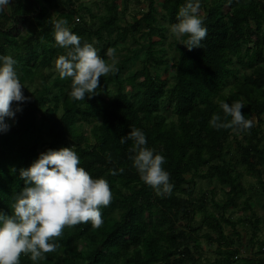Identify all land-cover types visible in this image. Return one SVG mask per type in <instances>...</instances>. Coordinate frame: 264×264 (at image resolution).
<instances>
[{
	"label": "trees",
	"instance_id": "trees-1",
	"mask_svg": "<svg viewBox=\"0 0 264 264\" xmlns=\"http://www.w3.org/2000/svg\"><path fill=\"white\" fill-rule=\"evenodd\" d=\"M10 1L9 8L0 12V56L8 55L17 61L15 69L24 87L23 94L29 100L19 104L22 111L15 113L9 130L0 133V212L12 213L15 198L25 187L19 170L27 168L47 149L71 147L80 157V166L93 178H105L113 194L110 205L101 208L100 228H93L91 223L66 227L63 235L54 241L57 244L54 252L36 262L22 255L20 264H183L187 261L195 264L188 244L193 238L189 229L194 209L190 204L194 178L193 175L186 178L185 173L217 177L227 183L229 188L226 200L220 204L222 209L233 203L243 190L231 164L223 160V150L233 130H217L209 125L213 114L224 119L219 101L231 104L242 100L245 118L257 117L253 128L238 132L246 136L239 162L248 173L258 171L259 165L264 171V148L259 145L260 115L264 113V0H200L208 34L201 47L191 51L175 38L170 40L177 56L169 88L159 75L152 74L149 66L161 60V47L157 46L166 36V27L177 22L178 10L187 0H162L160 5L157 0H146V9L124 24L120 23L116 0H105L104 9L98 13L75 0H64L69 5L67 10L56 13L49 9L58 0ZM222 5L226 6L224 11ZM59 19H66L70 30L81 38V44H93L104 59L119 38L143 32L148 46L142 68L122 77V66L139 49L127 46L116 65L118 71L101 77L97 94L84 101L71 98V78H68L62 112L57 115L53 106H44L49 79L44 68L66 51L54 40L52 21ZM111 30H115L113 41ZM132 40L138 43L135 35ZM11 49L13 54L8 53ZM234 60L250 67V71L237 77ZM230 79H233L231 86L222 90ZM33 82L36 84L29 90ZM126 85L130 86L129 92ZM169 102H174V116L166 118L161 107L168 108L165 104ZM16 106L14 102L13 107ZM84 122L91 124V138H85ZM133 127L144 132L147 147L165 157L162 167L174 185L171 195L157 196L133 167L129 159L132 141L120 143L121 136ZM107 154H111V162ZM204 164H209L208 168L197 171ZM120 168L124 169L123 173L112 174L111 170ZM180 213L187 222L176 228L175 220H169L171 214ZM206 221L211 231L224 237L215 216ZM206 236L211 238L209 233ZM236 251V247L224 250L221 263L238 264L232 258L238 256Z\"/></svg>",
	"mask_w": 264,
	"mask_h": 264
},
{
	"label": "clouds",
	"instance_id": "clouds-1",
	"mask_svg": "<svg viewBox=\"0 0 264 264\" xmlns=\"http://www.w3.org/2000/svg\"><path fill=\"white\" fill-rule=\"evenodd\" d=\"M9 3L10 0H0V12ZM200 9V0H187L178 10L177 22L170 27V33L189 51L201 47L208 34ZM52 25L56 45L66 50L55 60L59 77L71 78L69 95L74 100L91 98L98 92L100 78L118 71L116 50L109 48L106 60L93 44H81V38L70 30L66 19L54 20ZM16 63L11 56H0V133L9 130L6 118L14 120L15 113L22 111L19 104L29 100L23 94ZM218 103L224 119L213 114L209 121L212 128L247 132L255 126L256 122L242 113L245 106L242 100ZM128 140L132 141L129 159L140 179L157 196L171 195L174 185L162 167L165 157L146 146L147 139L141 129L131 128L121 136L120 143ZM107 159L111 162V154H107ZM80 164V157L71 147H61L39 153L27 168L19 170L25 187L16 196L12 213L0 212V264H20L22 255L30 256L33 262L45 259V254L56 250L54 241L63 235L66 227L82 223H91L96 229L102 226L101 208L112 202L111 188L105 178H93ZM111 171L115 175L124 169Z\"/></svg>",
	"mask_w": 264,
	"mask_h": 264
},
{
	"label": "rangeland",
	"instance_id": "rangeland-1",
	"mask_svg": "<svg viewBox=\"0 0 264 264\" xmlns=\"http://www.w3.org/2000/svg\"><path fill=\"white\" fill-rule=\"evenodd\" d=\"M84 2L86 6H89L93 12L98 13L104 8L105 0H75V2ZM162 0H157V4L160 5ZM210 2L211 0H207ZM218 1V0H213ZM11 4L5 8L8 9ZM117 11L120 14V23L124 24L126 20H132L134 16H139L142 10L146 9V0H116ZM68 4L64 0H58V4L50 7L51 13H56L58 10H67ZM222 10L226 9L225 5H222ZM200 12L203 13L204 9L201 8ZM86 18H89V14L85 13ZM166 24V22H164ZM16 29L14 32H17ZM166 36L157 47H161V60L156 64H150V69L153 75H159L160 78L165 80L166 87L172 85V79L170 78L174 72L175 59L177 56L176 50L169 44L170 40L175 37L170 33V26L165 29ZM132 35L138 38V43L132 40ZM106 36V35H105ZM110 38L113 41L115 39V30H111ZM153 38L157 39V36ZM95 40V37H93ZM250 45L252 42L249 43ZM127 46H138L137 53L122 66V77L142 68L145 56L147 55V39L144 37L143 32H135L131 35H127L126 38L118 39L110 48L116 50V56L119 59L127 51ZM131 48V47H130ZM246 44H243L242 50L245 51ZM9 54H13V49L9 50ZM59 56V55H58ZM58 56H55L50 65L44 68L45 74L49 75L46 86L48 89L47 100L44 104L45 107L53 106L57 115L62 112V97L63 90L67 86V79H61L55 69V60ZM108 57H106V60ZM234 67L236 68L237 77H243V75L250 71V67H243L241 64L234 60ZM233 79L227 80L226 85L222 90H227ZM36 82L29 85V90L35 86ZM112 87V85H109ZM126 91H130V86H125ZM161 112L164 117L169 118L174 116L172 110L174 108V102L165 104ZM39 118V113H37ZM261 122L259 145L264 148V113L260 115ZM252 119L256 122L257 117L252 115ZM7 123L11 126L13 119L7 118ZM39 120V119H38ZM91 124L83 123V132L85 138H91L89 128ZM47 139V137H45ZM246 143V136L232 131L229 135L225 149L223 150V157L225 161L231 165V170L237 180L242 184L243 190H241L233 203H228L225 208H221L222 204L226 200V192L229 188L227 183L221 182L217 177L201 176L199 173H185V177L189 178L193 175L194 181L192 184V196L191 206H193V214L191 220V228L189 232L192 233L193 238L189 239L188 244L196 259L195 264H222L221 258L224 256V250L227 248H237L238 256L233 259L238 264L245 261L246 264H264V171L262 167L258 166V171L248 173L244 169L243 165L239 162L241 155V146ZM214 162L221 163L222 160H215ZM210 162V163H214ZM209 163V164H210ZM209 164L202 165L197 171H204L208 168ZM192 171V170H191ZM185 195V193H181ZM215 216L221 223L224 237H218L217 233L210 230L207 224V219L211 220ZM171 220H175V226L180 227L187 222V218L181 213L173 216L171 214ZM233 222L234 225L228 223ZM193 227V229H192ZM211 236L207 237L206 234ZM80 244V243H79ZM229 244L230 246H227ZM246 258H250L249 262ZM183 264H190V261ZM242 264V263H241Z\"/></svg>",
	"mask_w": 264,
	"mask_h": 264
}]
</instances>
